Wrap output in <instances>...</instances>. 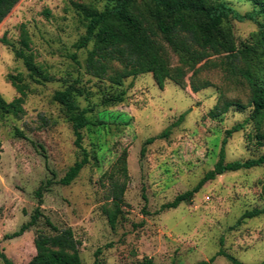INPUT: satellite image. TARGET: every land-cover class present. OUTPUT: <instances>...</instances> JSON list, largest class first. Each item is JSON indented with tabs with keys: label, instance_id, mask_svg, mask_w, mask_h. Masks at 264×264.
<instances>
[{
	"label": "rangeland",
	"instance_id": "374dc122",
	"mask_svg": "<svg viewBox=\"0 0 264 264\" xmlns=\"http://www.w3.org/2000/svg\"><path fill=\"white\" fill-rule=\"evenodd\" d=\"M241 13L252 9L245 0H226ZM107 0H21L0 25V94L12 102L19 96L9 76H21L29 86L21 119H0V247L13 264H29L36 255L39 234L71 229L82 264H232L223 251L243 264L264 261V214L238 221L247 211L264 209V165L226 173L207 182L191 202L163 209L193 190L219 161L226 132L251 115L246 85L221 71L204 72L211 87L193 93L189 78L181 87L167 81L164 89L152 74L124 81L122 87L89 75L88 52L75 44L86 28L76 5L103 9ZM238 46L257 31L251 22L231 23ZM31 38L35 62L50 78L37 83L28 78L15 57L22 28ZM3 39L6 42H3ZM77 55L79 64L72 60ZM177 65V58L172 57ZM74 86L78 102L92 111L88 118L104 122L83 131L90 162L69 186L59 181L81 159L63 108L53 100L56 91ZM125 92L121 104L104 105L108 93ZM225 101L229 111L213 120L209 113ZM237 103L246 108L241 109ZM185 114L168 138L145 142L162 134ZM19 130L24 137H17ZM253 123L228 138L226 162L264 156ZM126 153L128 182L122 214L113 229L106 209L112 208L111 183L120 179L114 166ZM51 182L47 186V183ZM45 186L39 223L10 239L30 222L39 206L37 190ZM0 264H4L0 260Z\"/></svg>",
	"mask_w": 264,
	"mask_h": 264
},
{
	"label": "trees",
	"instance_id": "16d2710c",
	"mask_svg": "<svg viewBox=\"0 0 264 264\" xmlns=\"http://www.w3.org/2000/svg\"><path fill=\"white\" fill-rule=\"evenodd\" d=\"M21 0H0V25ZM252 5L248 12L241 13L226 0H107L103 9L93 6L76 5L84 22L86 33L75 44L77 50L87 49L92 45L85 61L86 72L100 80H107L114 86L122 87L124 81L140 75L152 74L160 89L167 81L185 87L190 80L193 93L211 87L208 80L201 78L207 71L219 70L229 79L239 81L249 89L250 117L243 123L235 125L226 132L219 161L214 169L206 173L198 185L175 198L163 209H177L181 204L191 202L196 193L209 181L226 173L250 170L264 165V156L245 162H226L225 148L228 138L253 123L257 143L264 145V0H245ZM251 22L257 25V31L247 43L238 46L231 23ZM3 42H6L3 39ZM15 57L21 60L29 72L28 78L34 82L50 81L47 73L35 62L31 48V38L23 27L20 48H15ZM177 58V65L172 64V57ZM72 60L79 64L77 55ZM12 86L19 94L12 102H7L0 94V119L12 116L21 119L25 114L24 103L29 91L28 84L21 76H9ZM125 92L108 93L104 105H116L125 101ZM82 91L74 86H67L56 91L53 100L65 111L66 118L72 126L75 146L81 159L77 161L59 181L63 186L71 185L89 164V152L83 146V131L104 122L95 123L88 118L92 111L82 108L78 102ZM241 109L246 107L237 103ZM234 102L225 101L217 105L210 113L213 120L226 114ZM185 114L162 134L145 142L141 157L146 153V146L157 139L168 138L172 129L184 121ZM17 137H24L19 130ZM2 146L0 144V159ZM114 174L120 179L111 183L112 208L105 213L113 229L122 214L124 194L129 179L126 153L120 156L114 166ZM51 182L47 183V186ZM45 186H41L36 197L39 206L35 209L30 222L9 236L10 239L22 236L36 226L41 217V205ZM264 214V209L247 211L238 221L253 219ZM55 234H39L34 245L36 255L29 264H82L79 245L71 229L59 230L49 220L46 221ZM232 264H243L233 256L220 252ZM0 260L4 264H13L0 247ZM96 264L98 262L96 261ZM147 264H150L148 262ZM205 264V263H201ZM260 264H264V261Z\"/></svg>",
	"mask_w": 264,
	"mask_h": 264
}]
</instances>
